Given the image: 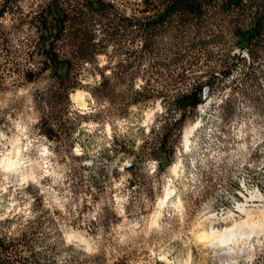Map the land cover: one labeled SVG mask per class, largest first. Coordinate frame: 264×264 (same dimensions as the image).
Returning <instances> with one entry per match:
<instances>
[{
    "label": "rangeland",
    "instance_id": "rangeland-1",
    "mask_svg": "<svg viewBox=\"0 0 264 264\" xmlns=\"http://www.w3.org/2000/svg\"><path fill=\"white\" fill-rule=\"evenodd\" d=\"M47 1L20 0L0 15L3 235L17 238L38 227L36 251L45 252L50 264H232L196 239L215 226L231 228L248 213L264 220V60L253 64L233 49L236 57L225 77L222 66L200 50L185 67L169 70L151 69L152 60L146 59L131 76L132 89L117 86L107 97L99 89L100 75L113 78L120 63L129 64L109 47L94 67L81 69V87L70 94L68 113L49 140L39 131L49 109L38 101L49 88V74L33 81L22 77L38 66L26 55L34 40L29 22ZM106 1L126 16L142 9L141 0ZM135 46L126 44L130 50ZM209 51L217 60L232 49ZM211 75L218 80L204 87L207 99L184 124L178 142L176 128L167 124L173 162L160 170L158 142L162 126L170 122L166 109L176 94ZM177 76L187 82L167 86ZM193 125L187 148L183 133ZM9 168L15 173L6 175ZM168 192L171 200L162 208ZM230 214L236 223L227 219ZM232 245L238 252L254 250V261L236 264H264V230Z\"/></svg>",
    "mask_w": 264,
    "mask_h": 264
},
{
    "label": "trees",
    "instance_id": "trees-1",
    "mask_svg": "<svg viewBox=\"0 0 264 264\" xmlns=\"http://www.w3.org/2000/svg\"><path fill=\"white\" fill-rule=\"evenodd\" d=\"M19 1L0 0V15ZM141 4L142 9L128 16L106 0H48L39 6L29 22L34 40L26 54L38 66L22 72V77L33 81L49 74V88L38 97L39 104L49 109L41 118L39 131L43 136L49 140L56 137L54 126L68 113L70 94L81 87V69L94 67L97 56L109 47L116 55L125 56L129 64L120 63L114 79L100 75L99 89L107 97L115 94L117 86L132 89L131 76L146 59L152 60L151 69L169 70L185 67L191 54L200 50L202 56L222 66L225 77L230 73L229 60L236 57L233 49L247 54L253 64L264 60V0H141ZM126 44L136 48L130 50ZM213 46L232 51L215 60L206 52ZM249 79L253 83L255 74ZM217 80L211 75L206 82L173 97L166 109L170 122L162 126L158 142L160 170L173 162L174 148L168 146L172 133L167 124L176 128L174 143L178 142L184 124L195 117L204 101V87L215 85ZM182 82L186 83V78L177 76L166 84L173 87ZM144 91L143 87L136 93ZM38 234V227H29L17 238H9L0 229V264H50L45 252L36 251Z\"/></svg>",
    "mask_w": 264,
    "mask_h": 264
},
{
    "label": "bare ground",
    "instance_id": "bare-ground-1",
    "mask_svg": "<svg viewBox=\"0 0 264 264\" xmlns=\"http://www.w3.org/2000/svg\"><path fill=\"white\" fill-rule=\"evenodd\" d=\"M195 131V125L188 128L183 133V145L184 147L189 148L191 144V138ZM220 159V158H219ZM217 160V159H216ZM220 161V160H219ZM15 173L13 169L6 170V175H12ZM179 175L178 171L176 172ZM221 188V186H218ZM172 192H168L166 196L161 201V207L164 208L165 204L171 200ZM242 208V207H241ZM244 209V208H243ZM240 210V209H239ZM247 219L241 222L236 223L231 228H226L224 226H215V228H211L210 232H202L197 235L196 241L200 244H204L205 246H215L214 249L219 250V253L213 254L219 260L229 262L232 264L239 263L241 261H249L252 262L255 258H251L250 255H253L254 250L248 249L242 252H238L232 249V244H237L244 239L248 242L254 236H257L264 230V220L255 221V216H251L250 213L247 214ZM216 218V217H215ZM233 218V219H232ZM213 219V218H212ZM228 220L234 221V215L230 214L227 217ZM205 220H211L210 217L205 218ZM214 220V219H213ZM204 221V220H203ZM212 222V221H211ZM223 224V223H222ZM225 229V230H224ZM256 245H259V240L256 241ZM252 247V246H251ZM253 251V253H252ZM218 252V251H217ZM250 252V253H249ZM243 256V257H241ZM250 256V257H249Z\"/></svg>",
    "mask_w": 264,
    "mask_h": 264
},
{
    "label": "water",
    "instance_id": "water-1",
    "mask_svg": "<svg viewBox=\"0 0 264 264\" xmlns=\"http://www.w3.org/2000/svg\"><path fill=\"white\" fill-rule=\"evenodd\" d=\"M207 96H208L207 95V90H205L204 93H203V99H207Z\"/></svg>",
    "mask_w": 264,
    "mask_h": 264
},
{
    "label": "built area",
    "instance_id": "built-area-1",
    "mask_svg": "<svg viewBox=\"0 0 264 264\" xmlns=\"http://www.w3.org/2000/svg\"><path fill=\"white\" fill-rule=\"evenodd\" d=\"M235 221H236V220H234L233 222H235ZM235 223H236V222H235ZM235 223H234V224H235ZM227 224H228V223H227ZM227 227H228V225H227Z\"/></svg>",
    "mask_w": 264,
    "mask_h": 264
}]
</instances>
